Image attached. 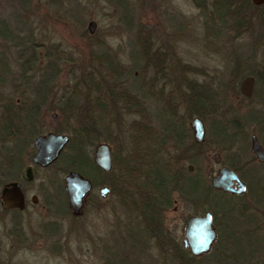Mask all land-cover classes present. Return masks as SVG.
<instances>
[{"label":"rangeland","instance_id":"1","mask_svg":"<svg viewBox=\"0 0 264 264\" xmlns=\"http://www.w3.org/2000/svg\"><path fill=\"white\" fill-rule=\"evenodd\" d=\"M194 1L0 0V62L5 65L4 69L0 65V122L3 106L15 107L19 96L34 94V84L41 81L46 70L53 69L44 93L52 94V115L56 114L52 131L71 135L79 127L78 116L84 115L76 108L85 107L89 113L97 104L102 111L96 115L101 119L96 143L106 142L124 155L131 152L135 141L132 122L137 119L143 130L150 132L149 138H140L139 147L163 151L160 160L164 164L200 179V186L209 185L218 168L212 159L215 152L237 163L251 159V136L255 134L264 144L261 9L247 4L243 25L236 27L223 19L219 28L217 22L208 21L206 13L212 8L203 12ZM91 20L96 22L93 35L87 29ZM139 37L148 40L140 43ZM23 42L30 47L24 48L23 54L36 60L30 66L33 77L29 88L33 91H28L19 77L22 62L18 53ZM149 48L150 52L153 48V52L160 53H149L156 64L160 63L159 56L166 54L172 64L169 70L145 63L140 53ZM88 74L95 77V83L86 84ZM248 75L255 77L251 98L240 92V83ZM149 78L155 82L154 95L164 89L167 97L150 99ZM192 81L200 84L205 97L209 95V103L200 108L205 134L198 147L193 146L190 122L197 116L194 103L197 107L201 104V95L196 87L192 92L198 95L191 94L196 101L189 99L188 83ZM120 91L135 96L141 110L122 104L120 99L119 103L112 102L110 97H118ZM84 95L89 102L82 98ZM66 100L69 108L62 104ZM64 108L68 111L63 112ZM181 126L187 135L178 140V147L167 128L175 135ZM94 146L88 148L90 158ZM184 157L190 161H182ZM26 162L22 157L18 174ZM78 165L82 174L93 180L92 194L99 197L101 183L107 185L111 176L100 173L88 160ZM68 170L60 161L52 171L37 169L35 174H52L63 181ZM143 180L137 179V184L142 185ZM56 187L59 205L52 206V247L24 250L9 241L4 264H264V181L251 183L247 193L232 202L240 212L250 210L233 220L228 232L222 234L226 245L219 244L199 257L183 247V228L189 216L210 210L212 193L206 201L174 192L163 212V237L158 239L143 232L140 234L144 236L138 235L137 211L117 203L111 192L105 198L99 197V203L86 204L83 214L76 217L60 192L59 181ZM201 196L206 197L204 193ZM7 218L0 213V228H10ZM47 220L35 217L29 225Z\"/></svg>","mask_w":264,"mask_h":264},{"label":"trees","instance_id":"2","mask_svg":"<svg viewBox=\"0 0 264 264\" xmlns=\"http://www.w3.org/2000/svg\"><path fill=\"white\" fill-rule=\"evenodd\" d=\"M194 3L203 12L207 10V8H212L209 13H206L209 16L208 21L217 22L218 25H216L219 28L221 25L220 21L223 19L225 21L230 20L236 27L243 25V23H245L247 13V4H251L255 9H261L258 15L261 21L264 23V4L261 6H255L251 3L250 0H195ZM142 39L146 41L148 40L147 37H139L137 41L142 43ZM15 45H18V43H15ZM19 46L22 49L18 53L19 59L22 62L20 67L21 73L19 77L24 79L25 83L23 82V86H26L28 91H33L29 88L31 83L30 79H32L33 77V71L30 66L31 64H34L36 60H32L31 57H27V55L23 54V49L30 48L29 45L23 42ZM149 53L150 48L148 50H143L140 53L141 58L145 59V63H149ZM156 53H158V51H154V54ZM50 57H52V55ZM52 60L50 59L53 68ZM98 61H100V57ZM2 63L0 62V65L4 69L5 65H3ZM49 67L51 69V66ZM52 70H46L45 74L41 75V78L44 81L41 79V81H39L37 84H34V94L41 95L45 93V89L47 90L46 87H48L45 82H48V80L52 78ZM88 77L89 80H85L87 81V85L95 83L93 82V80L95 79L93 75L88 74ZM257 80H259L258 76ZM199 85L196 81H192L190 84L188 83V89L189 92H191L189 99L191 100V94H195V96L198 95L196 93H193L192 91L196 87L199 88V94L201 95V104L197 107L196 103H194V106L197 107H195L194 110L196 111L198 117L203 115L200 108H203L204 105H207L209 103V99H207V97L209 98V95L205 97L203 94L204 89ZM16 86H19V84ZM50 89L49 93L51 92ZM23 93L26 94L25 91ZM79 96L80 95H78L77 97L81 98ZM82 98H84L87 102L90 101L88 99V96L86 95H84ZM110 98L112 102L114 101L115 103H119V101L121 100L122 104L124 102L125 104H127V106L138 107L137 110H141L139 101L133 95L125 94L124 92L120 91L118 93V97ZM62 104H68L69 108L68 100L64 101ZM97 106L98 105L95 104V109H92L91 111H89V113L88 110L85 109V107L76 108V110L82 112L84 115L81 118L78 116L77 121L79 122V127L71 131L72 133L70 135V139L65 149L62 151L59 159L57 160V162L63 161L68 169L83 173L78 163L83 160H88L92 166L99 170L88 155V148L96 144L95 141L98 139V122H100L101 119L96 115L99 114L102 109L100 110ZM64 109H62L63 112L68 111V109ZM72 112L74 111L72 110ZM19 121L20 119L17 117L16 111H14L10 112L8 117L4 116L3 114L2 121L0 122L1 174H14L16 172H19L21 161H19L18 156L21 152V145L27 137V133H22V130L19 126ZM134 121L135 122H132V131L134 132L133 138L135 139V141L133 143L132 151L125 154L126 158H122V160L124 161L119 160L117 156L118 151H113V167L112 170L107 173V175L109 174L111 176V179L108 180L107 184L111 186L112 191L120 190L123 193L120 198V202L123 207L127 209L133 207L137 211V234L139 235L140 232H143L145 236L149 237L151 235L155 238L161 239V237H163L161 228V224L163 223V212L164 209L171 204V197L174 192H178L183 197L188 199L196 198L209 201L207 196H210L212 189L210 184L200 186V179L193 177L188 173L186 174L178 167H176V169H173L172 165L164 164V162L160 160L161 156H163V151L159 152L158 148L151 149L147 148V146L139 147V143L141 142L140 138H149L150 132H146V130H143V127L139 125L140 123L137 119ZM167 131L170 135L169 137H174V139L177 140L175 145H177L178 147L181 146V143L178 140H182V138L184 136L186 137L187 135L184 132L183 127L181 126V130L178 131L175 135H172L174 133L169 131L168 128ZM32 136L33 135H30L29 137ZM193 144V146L195 147H198L200 145V143H197L195 140H193ZM183 160L190 161V158L184 157L182 161ZM117 174H120V185L115 181ZM137 179H144L142 185L137 184ZM202 193H204V196L206 197H202ZM144 235L142 234L141 236Z\"/></svg>","mask_w":264,"mask_h":264},{"label":"flooded vegetation","instance_id":"3","mask_svg":"<svg viewBox=\"0 0 264 264\" xmlns=\"http://www.w3.org/2000/svg\"><path fill=\"white\" fill-rule=\"evenodd\" d=\"M257 6H261V5H257ZM94 32L89 33V34L93 35ZM150 53L153 55L160 54V53L154 54L153 48H151ZM163 53L159 56V58L161 57L160 63H157V64L153 61L154 59L152 55H150L148 65H150L151 68L152 66H158L159 68L163 66L166 69V71L167 69L169 70L168 67H170V65L172 66V64H169L168 62L169 58L166 57L165 53H164L165 55ZM164 73L165 72H163V74ZM167 82H169V79L167 80ZM148 85L150 88L149 97L152 101H155V98L157 97L158 99H160L159 95L161 96L162 99L167 97L166 95H164V93L165 94L167 93V92H163L164 89L163 90L161 89L157 93L159 95L157 96L154 95L153 88L155 87V82H153L152 78L148 79ZM15 103H16L15 107L8 106L7 104L4 105L3 114L4 116L8 117L10 112L16 111V115L20 119L19 126L22 130V133L23 134L24 132L27 133V137L25 138V141L21 145V152L19 153V156H18L19 161H21L23 157L25 158L27 162L23 166V168L20 170L19 174L18 172H16L14 174H3L2 176H0V204H1L0 213L7 215L8 222H10L9 223L10 228L8 229L0 228V264H4V262L6 261V258L4 257L5 246H6V243L9 241L22 247V249L24 250H33L34 248L41 249L48 245L52 247V206L53 204L59 205L57 201V196H56V194L58 193L57 190L59 189V187H56V182L58 181L61 183L60 192H63V194L65 195V198L67 199L66 200L67 206L71 212L69 200H68L67 192H66L65 178L68 172L72 171V169L68 170V172L64 175L63 181H62L58 179L57 177H52V174L50 175H36L35 174V170L37 169L52 171V167L56 165V162L59 158L54 163H51L44 167L33 163V157L37 151L34 145V139L37 136L47 135L52 132L65 134L62 132L52 131V118L53 119L56 118L55 113H53L52 115V94L21 95L19 96V98L16 99ZM165 114L167 117L172 118V116H169L168 113H165ZM151 117L152 116L149 115L150 121H152ZM177 124L179 123L177 122ZM30 135H33V136L29 137ZM68 136L70 139V135ZM162 145L164 146L165 144H162ZM260 145H261L262 150L264 151V144L261 142ZM250 151L252 153L251 159L244 161L243 163L233 162L227 158H225L224 160V157L219 152H215L220 155L219 162H216L212 156L213 162L215 163V165L218 166V168L215 170L214 174L212 175L210 182L214 177L218 176L219 170L222 167H228L232 171H234V173L238 176L240 181L245 184L246 189L242 193L225 192L221 189H216L212 187L210 183V186L212 189L211 190L212 198H211V204H210L211 206H210L209 211L211 212L212 217H213L212 227L216 233L215 240L213 241L211 245L210 251L219 247V244L224 243L226 245V241L221 240L222 234L228 232L229 228L232 226L233 220H235L239 215L246 214L248 210H250V208H244L243 211L241 210L240 212V210L236 208L232 202H234L236 198H242L247 193L248 185H251V183L255 181H258V182L264 181V160H261L259 157H257L253 153V151L251 150V142H250ZM93 153H94V150H93ZM111 153H112L111 155H112V167H113L114 156H113L112 147H111ZM117 156L119 160L121 161H124L122 160V158H126V155H124V152L122 151H119ZM91 159L93 160V154L91 155ZM235 161H239V159H236ZM28 164H31L33 166V175L30 180H26L22 176V171L25 168V166H27ZM112 167L109 171H104L100 169L99 167L97 168L99 169L98 171H100V173L107 174L112 170ZM80 174L83 177L87 178L91 183V189L88 191V193L84 196V199H83V212H84V208L86 204L94 205L99 200V197L105 198L110 192L115 196L117 203L121 205L120 198L123 193L120 190L112 191L111 186L109 184L105 185L104 183H101L102 185L99 187V197L94 196L92 194V190L95 187L93 180L84 176V174L82 173ZM115 181L120 185V174L116 175ZM12 183H18L20 185V190L22 193V204H23L21 208L20 207H7V208L4 207V203L2 200V188L3 187L11 188ZM232 187L233 188L238 187V182L236 180H233ZM104 188H107L108 191H106V193L102 195L101 189H104ZM53 191H54V194H53ZM40 203L41 205L39 206L38 204ZM40 215L42 217H47L48 220L41 223L40 225H35V226L32 225L33 227L29 225L30 220H33L35 217H41ZM194 215H198V214H194ZM251 218H254V216H251ZM251 220H254V219H251ZM183 235H184V228H183Z\"/></svg>","mask_w":264,"mask_h":264},{"label":"water","instance_id":"4","mask_svg":"<svg viewBox=\"0 0 264 264\" xmlns=\"http://www.w3.org/2000/svg\"><path fill=\"white\" fill-rule=\"evenodd\" d=\"M254 5H262L264 0H251ZM96 28V22L91 20L88 23L87 29L89 33H93ZM254 76H246L240 83V92L247 98L252 97L254 89ZM190 127L193 130V138L197 143L204 140L205 128L200 117H193L190 122ZM69 141L67 134L49 133L40 135L34 139L36 153L33 157V163L39 166H47L54 163L60 156L65 145ZM251 150L253 153L264 160V151L261 148L259 141L255 135L251 138ZM111 147L106 142H98L94 147L93 162L97 167L104 171H109L112 167ZM213 159L216 162L220 161V155L215 153ZM192 170V166H189ZM33 175V166L28 164L22 171V176L26 180H30ZM233 180L238 182V187L233 188ZM66 192L69 200L71 213L75 216H80L83 213L84 196L91 189L90 181L83 177L78 171L72 170L68 172L66 178ZM212 187L221 189L225 192L242 193L246 186L240 181L238 176L228 167H222L219 170L217 177L211 180ZM11 188H2V200L4 207H22V193L18 183H12ZM108 191L107 188L101 189V194L104 195ZM213 217L209 210L203 214L191 215L188 217L184 227L183 246L192 256H201L210 251L211 245L215 240V230L212 227Z\"/></svg>","mask_w":264,"mask_h":264},{"label":"bare ground","instance_id":"5","mask_svg":"<svg viewBox=\"0 0 264 264\" xmlns=\"http://www.w3.org/2000/svg\"><path fill=\"white\" fill-rule=\"evenodd\" d=\"M48 91V90H47ZM114 154H115V152H114Z\"/></svg>","mask_w":264,"mask_h":264}]
</instances>
